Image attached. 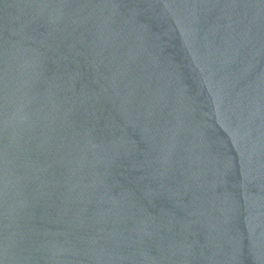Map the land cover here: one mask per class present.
Returning <instances> with one entry per match:
<instances>
[{
	"label": "water",
	"instance_id": "1",
	"mask_svg": "<svg viewBox=\"0 0 264 264\" xmlns=\"http://www.w3.org/2000/svg\"><path fill=\"white\" fill-rule=\"evenodd\" d=\"M0 264H264V0H0Z\"/></svg>",
	"mask_w": 264,
	"mask_h": 264
}]
</instances>
